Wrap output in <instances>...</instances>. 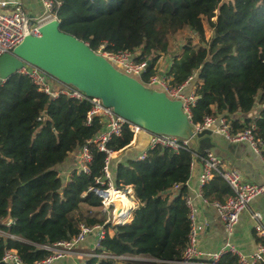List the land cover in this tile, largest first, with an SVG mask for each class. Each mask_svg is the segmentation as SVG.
I'll return each instance as SVG.
<instances>
[{
  "label": "trees",
  "instance_id": "1",
  "mask_svg": "<svg viewBox=\"0 0 264 264\" xmlns=\"http://www.w3.org/2000/svg\"><path fill=\"white\" fill-rule=\"evenodd\" d=\"M57 1L61 32L94 52L104 46L148 62L144 83L159 75L157 62L171 50L170 40L189 32L164 75L172 86H181L198 73L192 123L223 116L233 133L254 124L256 138L264 142V0ZM257 105L258 116L247 118ZM90 109L87 100L38 92L24 75L0 85V264L6 250L16 251L25 264L43 261L50 253L42 246L71 240L82 224L106 222L101 200L90 191L103 174L106 155L90 146V174L74 170L66 183L56 170L101 132L98 119L86 126ZM132 141L125 126L108 148L119 152ZM194 152L156 148L145 160L117 165L115 186L132 187L139 207L126 199L136 209L132 219L105 225L112 234L98 253L115 259L90 258L86 264H176L182 259L189 243L185 200ZM231 195L218 175L203 186L209 202L222 203ZM224 261L237 264L232 256Z\"/></svg>",
  "mask_w": 264,
  "mask_h": 264
},
{
  "label": "built area",
  "instance_id": "2",
  "mask_svg": "<svg viewBox=\"0 0 264 264\" xmlns=\"http://www.w3.org/2000/svg\"><path fill=\"white\" fill-rule=\"evenodd\" d=\"M44 13L40 17L33 18L29 15L22 4L15 3L11 8H7L6 2H0V56L12 53L29 36L40 37L41 28L52 21H58L57 9L60 4L57 0H41ZM107 59L119 72L141 82L147 88L163 92L171 100L179 101L182 110L192 122V108L197 101L198 73H195L181 86H172L170 80L164 75L151 77L148 82H143V76L147 71L148 62H138L135 55L128 51L110 53L104 50V46L95 52ZM18 74L26 76L37 88L38 92L55 99L60 95L76 100H87L91 104V109L87 114L86 126L92 125L95 119L102 124L101 132L85 146L80 148L78 156L77 171L89 175L93 156L90 146L94 145L100 152L106 155L103 167V174L95 180V185L90 191L97 196L102 203L101 213L107 219L104 224L87 226L82 224L80 231L69 241H62L54 245H45L40 249L50 253V256L34 264H54L57 261L66 260L74 256L78 247L93 233L96 234L95 243L86 260L90 258L115 259L107 254H100L101 242L108 234H112L105 228L110 223L112 226L117 222L130 221V211L125 206L117 209L116 203L125 197L134 199L132 187L117 188L114 184L111 162L117 152L108 148V143L118 138L122 134L125 126H128L133 133L134 142L141 132H147L135 126L125 119L115 114L112 108H107L99 99L87 98L82 92L72 86L58 83L42 70L25 65L18 71ZM159 86L161 90L155 88ZM190 88L189 91H187ZM39 120H41L39 118ZM193 124V123H192ZM197 132L211 130L215 134L223 136L229 143L247 144L255 153L261 156L264 168V142L255 136L256 127L252 124L243 132L233 133L230 130L228 119L223 116H208L200 125H194ZM192 139L173 137L167 135H152L147 148L141 152L136 160L142 161L147 158V152L156 148L169 149L173 152H180L191 149ZM194 159L202 163V170L199 177V188L196 195L187 196L185 203L189 211L190 234L189 243L183 252L182 259L176 264H196L197 260L205 256V264H228L224 259L228 256L235 257L237 264H264V216L259 212H251L253 223V233L259 240L256 251L252 255L243 254L234 244L235 228L240 220L241 214L250 209L253 200L264 196V180L261 183H249L243 180L238 171L227 169L222 159L211 151L202 153L194 152ZM215 175L220 176L230 187L232 195L225 202H209L203 196V186L207 184ZM176 189L178 186L175 187ZM199 198L204 204L210 205L216 212L223 224L224 243L222 247L213 253L203 255L199 251V236L204 231L205 226L199 223L195 199ZM122 205V204H121ZM127 222V223H128ZM0 234H2L0 232ZM11 238H15L10 236ZM84 260L81 264H86ZM4 264H25L22 258L14 250H6L3 257Z\"/></svg>",
  "mask_w": 264,
  "mask_h": 264
},
{
  "label": "water",
  "instance_id": "3",
  "mask_svg": "<svg viewBox=\"0 0 264 264\" xmlns=\"http://www.w3.org/2000/svg\"><path fill=\"white\" fill-rule=\"evenodd\" d=\"M59 27L60 22H49L41 28L40 37L29 36L12 53L1 55L0 85L25 65L36 67L87 98L101 100L116 115L147 131L137 138L142 149L149 145L153 134L196 139L202 146L199 153L208 149L214 152L213 142L226 145L228 150L238 145L211 130L197 132L181 102L119 72L88 44L61 32ZM135 210L130 211L132 216ZM127 222H117L114 227Z\"/></svg>",
  "mask_w": 264,
  "mask_h": 264
},
{
  "label": "crops",
  "instance_id": "4",
  "mask_svg": "<svg viewBox=\"0 0 264 264\" xmlns=\"http://www.w3.org/2000/svg\"><path fill=\"white\" fill-rule=\"evenodd\" d=\"M0 2H6L7 8H11L13 4H22L29 15L33 18L40 17L44 13V8L41 0H0ZM172 58L167 59L165 56L159 58L157 62V69L159 75L165 74L170 68ZM195 83H198V78ZM190 88L187 90L189 91ZM261 109L260 105H257L255 110L246 116L247 118H256ZM242 121L244 116H239ZM138 138V136H137ZM132 142L127 148L116 153L111 162V171L114 173L119 163H125L129 160H135L138 155L145 149H142L138 143V139ZM215 149L214 152L219 156L225 168L233 169L239 172L244 181L249 183H261L264 180V168L261 156L255 153L247 144H238L236 147H231V150L227 149L226 145L213 142ZM191 148L198 152L202 146L198 140L191 141ZM199 153V152H198ZM79 151L73 153L71 157L62 165L58 166L56 170L59 172L60 177L66 183L70 180L72 173L77 169ZM202 170V163L198 159L193 160L191 174L187 183L188 195L195 196L199 188V177ZM122 199V198H121ZM132 201V205H136L138 209L139 203L135 199ZM195 207L197 209V218L199 223L205 226L204 231L199 236V251L205 255L218 251L224 243V230L223 224L218 218L215 210L210 206L204 204L199 198H196ZM129 206V205H128ZM130 207V206H129ZM131 210H134L130 207ZM251 212H259L264 216V196L259 197L250 205V209L245 211L240 216V220L235 228L233 242L236 247L245 255H252L257 248L259 240L253 233V223L251 220ZM133 217V216H132ZM96 234H91L77 249L74 256L57 261L54 264H81L86 260V255L90 253L95 243ZM205 256H202L197 260L196 264H205Z\"/></svg>",
  "mask_w": 264,
  "mask_h": 264
},
{
  "label": "rangeland",
  "instance_id": "5",
  "mask_svg": "<svg viewBox=\"0 0 264 264\" xmlns=\"http://www.w3.org/2000/svg\"><path fill=\"white\" fill-rule=\"evenodd\" d=\"M187 35H190V34H189V32H186V31H185L184 34L175 35V36L173 37V39L170 40L171 50L169 51V53H168L167 55H165V57H166L167 59L170 60V58H171L172 56H174V55H176V54H179V53H178L179 50H177V48H178V46H179L182 42H184V40H185V38H186ZM210 36H211V32H210V31H207V32H206V38L208 39V38H210ZM193 39H194V38H193ZM155 88L161 90V88H160L159 86H155ZM128 201H129V200H128ZM130 202H131V204H132V201H130Z\"/></svg>",
  "mask_w": 264,
  "mask_h": 264
},
{
  "label": "bare ground",
  "instance_id": "6",
  "mask_svg": "<svg viewBox=\"0 0 264 264\" xmlns=\"http://www.w3.org/2000/svg\"><path fill=\"white\" fill-rule=\"evenodd\" d=\"M129 200L128 198H125V197H123L122 199H121V201H118L117 203H116V205H117V209L119 210V209H121V207H126L128 210H131L130 209V207L128 206V203H127V200ZM122 204V205H121Z\"/></svg>",
  "mask_w": 264,
  "mask_h": 264
}]
</instances>
